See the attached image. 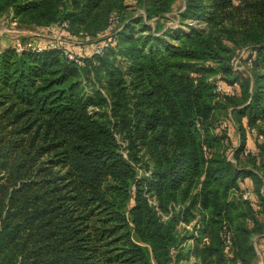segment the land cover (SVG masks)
<instances>
[{
	"label": "trees",
	"instance_id": "trees-1",
	"mask_svg": "<svg viewBox=\"0 0 264 264\" xmlns=\"http://www.w3.org/2000/svg\"><path fill=\"white\" fill-rule=\"evenodd\" d=\"M125 1L0 0V20L64 22L74 40L64 48L82 57L0 42V264H178L176 224L196 214L199 264H253L264 238V0ZM242 48L252 53L236 71ZM217 77L238 91L216 93Z\"/></svg>",
	"mask_w": 264,
	"mask_h": 264
},
{
	"label": "built area",
	"instance_id": "built-area-1",
	"mask_svg": "<svg viewBox=\"0 0 264 264\" xmlns=\"http://www.w3.org/2000/svg\"><path fill=\"white\" fill-rule=\"evenodd\" d=\"M10 18V16H8ZM14 22V21H13ZM15 23V22H14ZM118 24V19L115 13H112L109 17L108 25L106 30L110 33L113 32ZM36 28V27H35ZM66 28V24L64 22L59 24H53L46 28H40L39 33L35 34L33 37L26 39L25 41L13 38V48L15 51L19 52L24 49H33L36 51H41L43 48L49 49H63V54L66 56L67 59L74 60L78 65H82V57L79 54H76L68 49L64 48V44L67 41H74L69 39L65 33L64 29ZM113 40L111 38H106L100 41L97 45L92 46V53L93 54H100L104 49L108 48L112 45ZM251 54L252 50H247L246 48H242L238 51L234 61H233V69L234 70H242L243 65L240 63V59L245 57L246 54ZM238 91V84L237 83H224L220 80L215 82V92L220 94L221 96H231L234 95ZM227 124L226 120H223L220 123V127L225 128ZM247 131L255 137V140L261 141L263 136L256 132L253 128H247ZM229 153H226V158L231 159L233 152L232 150H227ZM256 150L254 148H246L244 153H251L254 154ZM240 197L243 200L250 201L253 198L252 190L250 186L246 187L240 193ZM149 202L154 205L157 213L160 215L162 220H166L168 215L160 213L158 210L154 199L149 200ZM200 227V216L196 214L189 222H185L183 219H179L176 224V229L180 232L181 236L185 238L174 248H171V253H176L177 249L183 251V256L186 254L185 259H180L178 264H199L195 258L192 256V251L194 248V239L197 236V231ZM220 237L223 241L224 246L230 245V233L226 228H223L222 232L220 233ZM184 258V257H183Z\"/></svg>",
	"mask_w": 264,
	"mask_h": 264
},
{
	"label": "rangeland",
	"instance_id": "rangeland-1",
	"mask_svg": "<svg viewBox=\"0 0 264 264\" xmlns=\"http://www.w3.org/2000/svg\"><path fill=\"white\" fill-rule=\"evenodd\" d=\"M125 3L126 4H133L134 1L133 0H126ZM137 11L141 12V10H137ZM169 16H170V14H169ZM35 34H41V33L32 29L31 26H27V27L18 26L17 24H15L13 22V20L11 18H8V17L0 20V37L4 36V38H5L7 36V38H12V39L16 38V39L25 41L26 39L33 37ZM86 48L87 47H85V45H83V44H77V45L73 46V49L75 51H78V52H83V50L84 49L86 50ZM230 137H231L230 141L233 144L234 139H236V137L238 138V134L235 131H230ZM249 143L252 144L251 139H249ZM254 146H255V144H254ZM226 147H228V145ZM228 149L229 148H227L225 150V155H226V153L227 154L229 153L227 151ZM230 160H233V155H232ZM249 186L250 187L252 186L251 183ZM253 242H254V239H253ZM254 246H255V242H254ZM255 249H256V247H255ZM224 253L227 256L231 255L232 251H230V245L224 246ZM257 259H258V254H257L256 259L254 260L253 264H255ZM186 264H188V263H186Z\"/></svg>",
	"mask_w": 264,
	"mask_h": 264
},
{
	"label": "crops",
	"instance_id": "crops-1",
	"mask_svg": "<svg viewBox=\"0 0 264 264\" xmlns=\"http://www.w3.org/2000/svg\"><path fill=\"white\" fill-rule=\"evenodd\" d=\"M32 29H34L35 31H39L40 28L32 27ZM8 39L11 38H7V36L5 38L4 36L0 37V42L6 43ZM246 183L247 185H250L251 181L246 179ZM254 242H255L256 252L258 254V259L256 260L255 264H264V238L255 237Z\"/></svg>",
	"mask_w": 264,
	"mask_h": 264
}]
</instances>
